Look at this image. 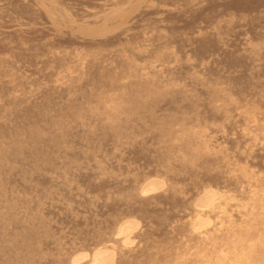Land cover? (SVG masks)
Masks as SVG:
<instances>
[{
	"label": "bare ground",
	"instance_id": "1",
	"mask_svg": "<svg viewBox=\"0 0 264 264\" xmlns=\"http://www.w3.org/2000/svg\"><path fill=\"white\" fill-rule=\"evenodd\" d=\"M0 264H264V0H0Z\"/></svg>",
	"mask_w": 264,
	"mask_h": 264
}]
</instances>
